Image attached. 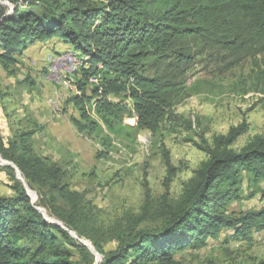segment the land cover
<instances>
[{
    "label": "trees",
    "instance_id": "obj_1",
    "mask_svg": "<svg viewBox=\"0 0 264 264\" xmlns=\"http://www.w3.org/2000/svg\"><path fill=\"white\" fill-rule=\"evenodd\" d=\"M23 2L26 7L0 0V59L7 65L36 41L69 43L82 59L78 69L82 79L77 82L80 95L73 100L86 123L73 118L78 131L105 128L115 136L132 135V127L123 123L126 105L110 99L115 96L130 99L138 129L158 134L186 90L191 65L210 51L216 52L221 65L253 58L256 85L264 91V0ZM88 82L93 83L91 96L85 94ZM89 97L94 99L93 112L100 121L91 118L83 106ZM33 133L21 132L19 141L7 147L0 137V154L17 166L26 181L47 192V186L55 189L60 181L56 165L30 155L25 147L18 151V145L25 146ZM240 133L243 130H233L225 142L221 137L213 147L204 145L206 158L183 183L162 228L138 230L131 225L119 234L110 252L93 236L94 228L91 232L75 218L76 206L66 214L43 204L54 214L52 218L31 201L23 186H15L14 196L0 198V264H92L96 257L98 264H174L175 253L199 248L223 229H231L234 239L250 240L253 231H264V131L233 151L228 145ZM104 137L110 144L108 134ZM159 149L168 188L179 169L163 141ZM243 177L248 187H256L249 196L260 194L263 206L235 214L228 208L244 198ZM62 196L69 198L63 191ZM145 218L139 216L136 223ZM66 229L89 243L95 255ZM253 264H264V258Z\"/></svg>",
    "mask_w": 264,
    "mask_h": 264
},
{
    "label": "rangeland",
    "instance_id": "obj_2",
    "mask_svg": "<svg viewBox=\"0 0 264 264\" xmlns=\"http://www.w3.org/2000/svg\"><path fill=\"white\" fill-rule=\"evenodd\" d=\"M4 1L26 7L23 0ZM58 43L36 41L7 65L0 59V137L7 147L9 142L19 141L21 132L34 130L25 146L18 145V151L25 147L31 150L30 155L54 163L60 181L55 189L47 186L50 190L46 192L26 181L17 166L0 154V198L14 196V187L23 186L31 201L52 218L54 214L43 204L66 214L76 206L75 218L91 232L94 228L93 236L106 252L116 248L119 234L131 225L138 230H158L166 224L167 211L181 194L183 183L206 158L205 144L213 147L221 137L225 142L233 130H243L228 145L238 151L264 131V91L256 85L254 59L221 65L212 51L199 55L191 65L186 90L173 104L171 117L162 123L158 134L138 129L130 99L115 96L110 99L126 105L123 123L132 127L133 136H115L105 128L102 132L78 131L72 119L86 123L73 100L80 95L77 82L82 79L78 72L81 64L69 73L63 61L53 62L55 56L72 50L71 46L57 47ZM92 84H86L87 96H91ZM93 103V97L83 100L91 118L100 121ZM161 141L179 169L168 188ZM241 188L244 198L233 201L229 212L238 214L263 206L260 194L249 196L256 187H248L245 177ZM62 191L69 198L62 196ZM142 215L146 216L144 221L136 223ZM231 234V229H223L217 237H208L205 245L175 253L174 264H253L264 258V231H253L250 240L234 239ZM70 235L83 240L75 232ZM98 262L96 257L92 264Z\"/></svg>",
    "mask_w": 264,
    "mask_h": 264
},
{
    "label": "bare ground",
    "instance_id": "obj_3",
    "mask_svg": "<svg viewBox=\"0 0 264 264\" xmlns=\"http://www.w3.org/2000/svg\"><path fill=\"white\" fill-rule=\"evenodd\" d=\"M55 57L53 58V62L63 61L67 65V71H70L69 73H74L81 64L79 55L73 50L65 51L56 58Z\"/></svg>",
    "mask_w": 264,
    "mask_h": 264
},
{
    "label": "crops",
    "instance_id": "obj_4",
    "mask_svg": "<svg viewBox=\"0 0 264 264\" xmlns=\"http://www.w3.org/2000/svg\"><path fill=\"white\" fill-rule=\"evenodd\" d=\"M49 41H52V40H49ZM56 41H58V40H56ZM59 42H60V43L57 44V47L70 46V44L67 43V42H63V41H59ZM42 43H44V42H42Z\"/></svg>",
    "mask_w": 264,
    "mask_h": 264
},
{
    "label": "water",
    "instance_id": "obj_5",
    "mask_svg": "<svg viewBox=\"0 0 264 264\" xmlns=\"http://www.w3.org/2000/svg\"><path fill=\"white\" fill-rule=\"evenodd\" d=\"M18 169V168H17ZM70 233H72V231H70ZM74 234V233H73ZM86 246H88V248L89 249H91V250H93L94 251V249L92 248V246L89 244V243H87L86 241H83V240H81ZM94 253H95V251H94Z\"/></svg>",
    "mask_w": 264,
    "mask_h": 264
},
{
    "label": "built area",
    "instance_id": "obj_6",
    "mask_svg": "<svg viewBox=\"0 0 264 264\" xmlns=\"http://www.w3.org/2000/svg\"><path fill=\"white\" fill-rule=\"evenodd\" d=\"M21 2H22V0H21Z\"/></svg>",
    "mask_w": 264,
    "mask_h": 264
}]
</instances>
